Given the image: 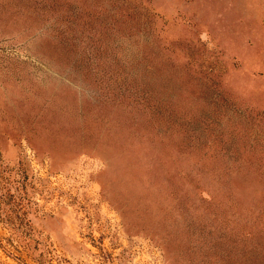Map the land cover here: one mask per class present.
Returning a JSON list of instances; mask_svg holds the SVG:
<instances>
[{
  "label": "rangeland",
  "instance_id": "1",
  "mask_svg": "<svg viewBox=\"0 0 264 264\" xmlns=\"http://www.w3.org/2000/svg\"><path fill=\"white\" fill-rule=\"evenodd\" d=\"M0 264H264V0H0Z\"/></svg>",
  "mask_w": 264,
  "mask_h": 264
},
{
  "label": "trees",
  "instance_id": "2",
  "mask_svg": "<svg viewBox=\"0 0 264 264\" xmlns=\"http://www.w3.org/2000/svg\"><path fill=\"white\" fill-rule=\"evenodd\" d=\"M58 6L55 4V1H54V3H52V5H50V10H53V11H55V10H58ZM141 100V99H140ZM139 100V102L141 103V101Z\"/></svg>",
  "mask_w": 264,
  "mask_h": 264
}]
</instances>
